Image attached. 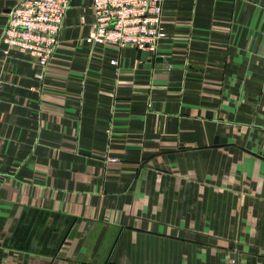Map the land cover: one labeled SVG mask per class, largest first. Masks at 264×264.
I'll return each instance as SVG.
<instances>
[{"label": "crops", "instance_id": "1", "mask_svg": "<svg viewBox=\"0 0 264 264\" xmlns=\"http://www.w3.org/2000/svg\"><path fill=\"white\" fill-rule=\"evenodd\" d=\"M92 2L44 80L0 46V264H264V0H166L152 68Z\"/></svg>", "mask_w": 264, "mask_h": 264}, {"label": "built area", "instance_id": "2", "mask_svg": "<svg viewBox=\"0 0 264 264\" xmlns=\"http://www.w3.org/2000/svg\"><path fill=\"white\" fill-rule=\"evenodd\" d=\"M166 0H93V29L86 42L110 45L119 51L133 47L156 57L167 38L164 25ZM72 0H20L8 14L0 39L3 53L18 51L34 58L44 80L59 45V38ZM111 65L118 66L114 59ZM109 162H119L109 158Z\"/></svg>", "mask_w": 264, "mask_h": 264}, {"label": "water", "instance_id": "3", "mask_svg": "<svg viewBox=\"0 0 264 264\" xmlns=\"http://www.w3.org/2000/svg\"><path fill=\"white\" fill-rule=\"evenodd\" d=\"M138 58L142 62L141 66H145L147 68H152L153 63H155V64H163V63H165V64H168V65L171 64V60L170 59H165L164 60L163 58L149 57V54L147 52L140 51V50H139Z\"/></svg>", "mask_w": 264, "mask_h": 264}]
</instances>
